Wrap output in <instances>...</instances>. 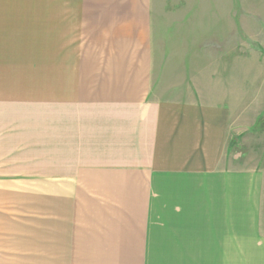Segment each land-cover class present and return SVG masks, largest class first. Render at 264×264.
I'll list each match as a JSON object with an SVG mask.
<instances>
[{"label": "crops", "instance_id": "obj_1", "mask_svg": "<svg viewBox=\"0 0 264 264\" xmlns=\"http://www.w3.org/2000/svg\"><path fill=\"white\" fill-rule=\"evenodd\" d=\"M244 1L0 0V264H264Z\"/></svg>", "mask_w": 264, "mask_h": 264}, {"label": "rangeland", "instance_id": "obj_2", "mask_svg": "<svg viewBox=\"0 0 264 264\" xmlns=\"http://www.w3.org/2000/svg\"><path fill=\"white\" fill-rule=\"evenodd\" d=\"M243 4H245V1L240 0V14L242 17L243 16L247 17L248 7L243 8ZM210 8H213L212 11H216L217 10V4H215V3L209 4L208 10H210ZM245 32H247V30L241 29V31H240V38H241L240 46H241V48L248 45V42H247L248 39H250L253 42V44L255 45V40L257 38L255 36H249L247 33L245 34ZM241 51H242V49H241ZM247 58H249V57H247ZM262 63L263 62L258 60V59L256 61H254L255 65H261ZM263 65H264V63L261 66H263ZM261 66L259 68L253 67V68L244 69V73L241 74V76H244L246 78H248V76H255V79H256V84H242L241 83V87L244 89V91L248 92V91H250V89H255L257 87H261V89H262V87H263L262 82L264 81L263 80L264 79V68H262ZM257 128H260V130L264 129V116H263V114H261V116L259 117V120L257 122V125H255V129H257ZM263 136H264V134H263ZM241 145H242V142H241ZM241 150L242 151H249V150H246L243 148H241ZM253 150H255V148L254 149L252 148V151Z\"/></svg>", "mask_w": 264, "mask_h": 264}]
</instances>
